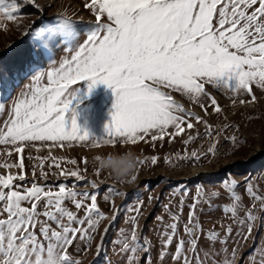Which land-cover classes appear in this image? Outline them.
Returning a JSON list of instances; mask_svg holds the SVG:
<instances>
[{
	"label": "snow or ice",
	"instance_id": "6c2138e0",
	"mask_svg": "<svg viewBox=\"0 0 264 264\" xmlns=\"http://www.w3.org/2000/svg\"><path fill=\"white\" fill-rule=\"evenodd\" d=\"M86 7L95 19L86 26L82 43L78 42L77 24L65 16H58L56 23L34 33L38 38L36 55L47 57L50 66L33 70L32 82L0 125V145H10L16 153H23L36 141L52 142V146H63L65 142L68 146L74 142L85 147L136 145L146 137L156 141L163 140L166 134L180 136L185 132L183 125L193 129L190 119L204 123L208 128L205 134L211 135L207 121L186 111L173 93L195 101L207 114L204 99L210 101L216 113L222 109L206 86L250 97L247 101L241 99V104L256 102L253 85L264 89V0H90ZM18 13V0H0V23L16 21ZM57 42H62L70 54L59 61L52 58ZM83 81L90 82L89 91L103 83L115 94V111L106 127L107 135L100 139H90L87 132L81 134L74 113L70 126L68 123L67 113L79 91L77 85ZM3 110L0 108V112ZM170 128L175 131L169 133ZM197 137L189 135V140ZM231 139L235 141V137ZM215 150L214 144L209 153ZM11 154L8 152V156ZM192 158L200 159L195 152ZM156 159L152 157L151 162L155 164ZM67 162L77 164L75 159ZM55 167L59 169L60 164ZM0 168L23 170V159L19 164L5 160L0 162ZM60 174L77 181L84 179L78 170H61ZM46 175L41 171L42 178ZM17 180L24 182L25 175L0 174V264H80L68 249L77 239L84 242L85 250L90 247L93 234L106 218L98 208L97 196L77 192L65 183L57 185L58 191H52L35 181L31 187H22L15 183ZM231 187L235 188V182ZM247 191L253 198V208L255 201H260L257 210L264 213V197L256 195L251 187ZM88 199L91 204L85 205L84 200ZM233 199L240 200L234 191ZM65 201H71L78 210L85 208V216L78 218L64 206ZM199 202L190 206L184 225L186 238L178 240L171 257L177 264H205L206 260L216 264L214 257L221 255L204 251L201 256L198 249L200 235L195 221ZM41 205L42 212L38 211ZM225 212L231 213L232 223L239 226L237 244L240 238L245 242L252 238V222L257 220L252 209L245 218L237 216L235 204L226 206ZM139 215L137 209V216L129 221V234L123 241H115L122 243V254H132L127 256L128 264H135L139 251H148L137 231ZM260 219L264 221V216ZM165 229L164 249L178 236V224L171 223ZM232 233L229 225L225 235L231 237ZM206 239L212 244L217 240L223 245L228 242L220 239L219 233H211ZM253 244L255 247L246 254H239V247H233L223 264H264V247L255 239ZM165 255L162 250L161 260Z\"/></svg>",
	"mask_w": 264,
	"mask_h": 264
},
{
	"label": "rangeland",
	"instance_id": "374dc122",
	"mask_svg": "<svg viewBox=\"0 0 264 264\" xmlns=\"http://www.w3.org/2000/svg\"><path fill=\"white\" fill-rule=\"evenodd\" d=\"M89 3L90 0H35L34 3L32 0H18L17 20L0 23V108L4 109L0 112V125L8 119L14 102L32 82L33 70H46L50 66L47 57L36 55L39 50L35 41L38 38L34 33L56 23L58 16H65L77 24L78 42L82 43L87 35L86 26L95 19L86 7ZM64 49L62 42H57L52 50V58L59 61L70 55ZM89 83L83 81L77 85L79 91L72 101L67 119L70 126L74 113L81 134L87 132L90 139H100L107 135L106 127L111 123L115 94L111 87L103 83L96 84L89 91ZM252 87L256 102L241 104V99L247 101L250 97L235 96L206 86L207 92L220 105V113L214 111L207 99L203 100L208 105L206 114L195 101L179 93L172 94L186 111L207 121V125L211 126V135L205 134L208 128L204 123L190 119L193 129L189 130L183 125L185 132L180 136L166 134L163 140L156 141L146 137L136 145L85 147L74 142L68 146L65 142L63 146H52V142L36 141L23 153H16L10 145H0V162L6 160L19 164L23 159L24 163L23 170L0 168V174L13 172L25 175L24 182H15L22 187H31L35 181L45 190L58 191L57 185L65 183L77 192L97 196L98 208L106 218L93 234L90 247L85 250L84 242L77 239L68 249L70 256L79 260L80 264H128L127 256L132 254H122V243L116 244L115 241H123L124 236L129 234L132 228L129 221L137 216V209L140 213L137 231L141 243H147L148 251H139L135 264H177L171 257L178 240L186 238L184 225L188 222L190 206L198 200L195 221L200 235L198 249L201 256L204 251L221 253L214 259L216 264H223L224 259L230 257L233 247H239V254H246L255 247L253 239L264 247V221L260 219L264 213L257 210L260 201H255L253 208V198L247 191L251 187L256 195L264 197V89L256 85ZM168 131L171 133L175 129ZM189 135L197 138L189 140ZM232 137H235L234 142ZM185 141L189 142L185 144ZM214 144L215 152L209 153V148ZM127 149L134 151L139 160L134 180L131 176L126 181L117 182L107 172L89 163L95 155L120 153ZM8 152L12 153L11 156H8ZM193 152L199 155V160L192 158ZM152 157L157 158L155 164L151 162ZM85 158L87 163H84ZM72 159L77 160L76 165L67 162ZM56 163L60 164L59 169L55 167ZM197 168L201 169L200 173L194 171ZM61 170H78L84 179L77 181L70 175H61ZM41 171L47 174L46 178L41 177ZM232 182H235L234 189ZM233 191L240 197L239 201H234ZM84 204L90 205L91 200H84ZM233 204L238 217L245 218L249 209L257 217L252 222V238L247 242L240 238L239 244L236 243L239 226L232 223L231 213L225 212V207ZM64 206L78 218L85 216V208L78 210L71 201H65ZM43 210L41 205L38 211ZM158 217L162 220H158ZM173 217H177V220H173ZM174 222L178 224V236L164 249L165 226ZM49 223L56 227L51 221ZM229 225L233 227L231 237L225 235ZM167 231L170 233L171 229ZM211 233H219L220 239H227V244L223 245L219 240L212 244L206 239ZM78 248L80 252H77ZM162 250L166 253L163 260L160 258ZM205 264H209V261L206 260Z\"/></svg>",
	"mask_w": 264,
	"mask_h": 264
},
{
	"label": "clouds",
	"instance_id": "9594fccd",
	"mask_svg": "<svg viewBox=\"0 0 264 264\" xmlns=\"http://www.w3.org/2000/svg\"><path fill=\"white\" fill-rule=\"evenodd\" d=\"M89 163L94 168L107 172L117 182L126 181L135 175L139 167L138 157L131 149L120 153L98 154L93 156Z\"/></svg>",
	"mask_w": 264,
	"mask_h": 264
},
{
	"label": "bare ground",
	"instance_id": "6f19581e",
	"mask_svg": "<svg viewBox=\"0 0 264 264\" xmlns=\"http://www.w3.org/2000/svg\"><path fill=\"white\" fill-rule=\"evenodd\" d=\"M194 171L200 173V172H201V169L197 168V169H195Z\"/></svg>",
	"mask_w": 264,
	"mask_h": 264
}]
</instances>
